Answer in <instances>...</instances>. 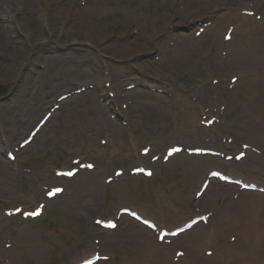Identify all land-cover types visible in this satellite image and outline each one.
Returning <instances> with one entry per match:
<instances>
[{
  "label": "rangeland",
  "instance_id": "rangeland-1",
  "mask_svg": "<svg viewBox=\"0 0 264 264\" xmlns=\"http://www.w3.org/2000/svg\"><path fill=\"white\" fill-rule=\"evenodd\" d=\"M5 4L12 12L0 18V264H76L95 252L104 257L95 264H142L152 247V259L165 264H217L211 260L219 255L244 264L249 246L226 223V214L230 204L248 206L264 191L215 180L202 196L196 194L212 169L264 187V162L258 167L255 158L264 157V0ZM32 35L50 40L33 44ZM73 35L83 40L65 45ZM248 42L254 46L249 64L233 56L235 45L248 48ZM63 94L68 96L60 99ZM53 105L58 108L49 123L20 146ZM211 117L216 120L206 126ZM243 144L250 146L247 155L236 160ZM172 145L184 149L165 161ZM144 146L147 155L139 152ZM196 147L224 156L187 153ZM8 151L16 154L14 161ZM77 157L96 169H80L75 179L56 175L57 169L78 167ZM138 165L154 176L130 174ZM117 170L124 171L121 178L107 183ZM55 185L65 187L64 194L47 198ZM39 203L45 213L38 218L4 215ZM122 206L162 228L181 226L197 214H206L208 222L158 241L140 221L117 218ZM108 218L120 228H103L98 219ZM260 221L262 235L252 242L264 251ZM134 224L152 244L141 246L134 234V240L125 237L123 229ZM207 229L214 230V245L199 237Z\"/></svg>",
  "mask_w": 264,
  "mask_h": 264
},
{
  "label": "bare ground",
  "instance_id": "bare-ground-1",
  "mask_svg": "<svg viewBox=\"0 0 264 264\" xmlns=\"http://www.w3.org/2000/svg\"><path fill=\"white\" fill-rule=\"evenodd\" d=\"M8 1V0H6ZM12 10L8 8V6L5 4V0L3 1V3H0V18L1 17H5L7 13H11ZM85 25V24H84ZM89 29H94L92 28V26H88ZM3 25L0 24V33L3 34ZM246 37V36H245ZM48 37L42 38V37H38L35 35H32V40H33V44H37L40 40L43 41L42 43H46L49 40L47 39ZM53 40H56L57 44H63L62 42H60V38H57V36L53 37ZM83 40V38H80L76 35L70 36L69 40L64 43L65 45H72L75 42L79 43ZM59 42V43H58ZM248 48H243L242 44L239 45H235L234 49H233V55L236 58H239L241 60H244V62L246 63H251L253 61V55H251V50L254 47L250 42L247 43ZM12 49V48H11ZM10 50V47L8 49V51ZM246 50L249 51V54L246 52ZM7 52V49H6ZM255 62V60H254ZM178 156V155H174L173 157ZM172 157V158H173ZM189 157V156H188ZM172 158H170L169 160H171ZM255 158L259 161L258 163V167L260 165H262V163L264 162V157H260V156H255ZM82 171H80L79 173H81ZM154 176V173L152 175V177ZM77 176L75 175L72 179H75ZM212 190L213 187H211ZM57 197V196H56ZM56 197H54L53 199H55ZM52 199V200H53ZM165 202V201H164ZM247 204V203H246ZM243 206L240 202H234L232 204L229 205V209H228V213L226 214V223L228 224H232L231 226H233L234 230L237 231V233L240 235V239L242 241H244L247 246H249L247 248V250H245V252L247 253L244 257V264L249 263H253V264H264V251L259 249L257 242H252V240H254L257 237H261L262 235V230L260 227V223H261V218L264 219V217H262V215H264V196H260L257 198V200L253 201V203H249L248 206L244 205ZM121 208H127V206H122ZM163 209L168 212L171 209V206L167 205V204H163ZM45 212L42 213L41 216L44 215ZM228 217V218H227ZM187 222V221H186ZM137 226H130L128 225L126 228L123 229V234L125 235V237H127L129 240H134L132 234H134L136 236V238L140 241V245L144 246V245H148V244H152V237L147 233V235L143 234L145 231H143V233L141 234L142 236H138V233L140 234L142 231L141 228H136ZM117 229H119V226L116 227ZM163 228H159V233L161 232ZM213 229H207L205 232L201 233L199 235V237H202L203 240H205V242H207L208 244H213L214 245V240L212 238L213 236ZM186 235V233H183ZM183 234H179L176 238L182 236ZM131 235V237L129 236ZM149 255L145 254L143 259H142V264H165V261H160V260H154L152 259V256L155 255V258H157V249L155 247H152V252L150 251ZM151 258L152 261L149 259ZM211 261L215 262L217 261V264H230L229 260H228V255H219L217 257V259H212ZM210 262V261H209ZM192 264H199V263H195L193 262ZM211 264V263H210Z\"/></svg>",
  "mask_w": 264,
  "mask_h": 264
},
{
  "label": "snow or ice",
  "instance_id": "snow-or-ice-1",
  "mask_svg": "<svg viewBox=\"0 0 264 264\" xmlns=\"http://www.w3.org/2000/svg\"><path fill=\"white\" fill-rule=\"evenodd\" d=\"M150 174V173H149ZM38 214V213H37ZM163 239V237H161Z\"/></svg>",
  "mask_w": 264,
  "mask_h": 264
}]
</instances>
